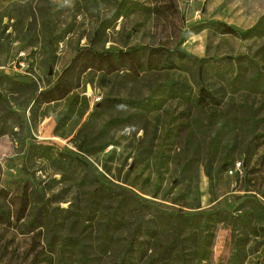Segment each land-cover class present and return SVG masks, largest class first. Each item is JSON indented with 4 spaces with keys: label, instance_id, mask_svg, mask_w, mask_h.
<instances>
[{
    "label": "rangeland",
    "instance_id": "1",
    "mask_svg": "<svg viewBox=\"0 0 264 264\" xmlns=\"http://www.w3.org/2000/svg\"><path fill=\"white\" fill-rule=\"evenodd\" d=\"M263 14L264 0H0V76L31 85L15 91L0 86V264H58L49 245L53 227L80 237L94 264H145L172 238L149 205L181 213L253 212L250 226L217 223L209 258L198 254L191 264H231L235 236L245 250L240 264H262L264 215L251 202L264 206V35L243 39L193 26L221 20L246 29ZM137 45L229 57L224 73L207 64V88L217 101L199 107L168 91L173 81L193 98L191 71L134 77L122 67L91 68L67 97L36 102L81 47ZM257 68L260 80L250 81ZM239 70L243 83L233 86ZM150 95L158 107L106 101ZM116 118L121 121L107 125ZM61 151L84 155L100 182L78 184L54 164ZM101 183L108 191H95ZM42 203L53 214L33 221ZM135 235L141 247L128 255ZM81 256L78 247L66 251L71 264Z\"/></svg>",
    "mask_w": 264,
    "mask_h": 264
},
{
    "label": "trees",
    "instance_id": "2",
    "mask_svg": "<svg viewBox=\"0 0 264 264\" xmlns=\"http://www.w3.org/2000/svg\"><path fill=\"white\" fill-rule=\"evenodd\" d=\"M117 15L120 10L116 11ZM205 28L214 29L223 34H231L239 38L248 39L264 35V14L256 21L254 25L246 29H240L232 24L221 20H209L200 22L193 26L196 31H201ZM264 47V46H263ZM229 57H198L184 48L177 47L169 49L166 47H149L146 45H137L128 49H110L98 51L92 47H81L71 63L64 69L61 76L56 83L40 91L37 94L36 102L45 103L63 99L67 97L73 89L79 86V79L82 75L91 68L98 70H105L114 72L118 69L127 68L129 73L134 77H138L142 72L154 70H186L191 71L194 75V83L197 86L196 95L192 98L186 87L182 84L170 81L165 86L168 91L178 94L186 99H193L195 104L199 107L205 106L206 103H214L217 101L216 97L207 88L206 70L207 64L215 65L221 72H226L229 69L225 60ZM223 62V63H222ZM222 63V64H221ZM241 67V66H240ZM262 70L257 68L253 75L249 78L250 81H259ZM245 73V72H244ZM244 73L239 70L236 76L233 77L231 84L238 86L243 83L240 78ZM0 86L9 88L10 90H20L24 87H30L29 83L19 81L12 76L2 74L0 76ZM159 86V85H158ZM106 101L116 107L131 108V107H158L159 104L153 96L147 98H128V97H108ZM120 119H111L107 125L116 124ZM102 148H106V145ZM41 155L50 156L49 153H42ZM54 164L69 173V175L76 179L80 185H93L100 182L98 173L93 164L82 154L75 151H61L55 158ZM103 184H99L95 191H108V188L102 189ZM110 190V189H109ZM251 202V201H249ZM253 208L256 213L263 216L264 206L259 201H252ZM249 203V204H251ZM150 213L153 215L155 222H163L168 225L171 230L172 238L166 244H158L156 248L157 256L145 264H191L192 259L196 255H201L203 259L209 258L212 252L213 239L217 223L227 221L232 225L250 226V218L248 215L253 212L244 211L241 214H234L225 208L213 209L209 211H200L194 213L170 212L160 209L156 206H148ZM46 214H53L52 208L45 203L38 206L33 221L47 218ZM115 213L110 220L116 221ZM52 219V218H50ZM141 225H137V230L141 229ZM149 232H152L150 226H145ZM169 231L167 228H163ZM169 233V232H168ZM137 234V233H136ZM200 235V237L198 236ZM197 235V236H196ZM193 243L192 246L186 244ZM234 251L232 254L231 264H240L242 256L245 255V250L240 245V237L235 236ZM57 242L58 248L52 243ZM50 247L54 248L57 254L58 264H71L66 259V251L70 247H78L81 250V259L78 264H94L91 258L83 249V244L78 236H62L56 228H52V233L49 241ZM140 246L141 243L137 236H133L130 245L127 249L128 255L134 251V246ZM125 262H123L124 264ZM193 264V262H192ZM264 264V257L262 260Z\"/></svg>",
    "mask_w": 264,
    "mask_h": 264
}]
</instances>
